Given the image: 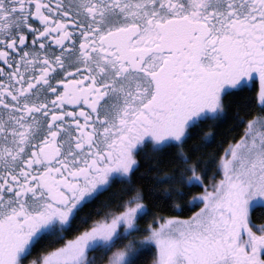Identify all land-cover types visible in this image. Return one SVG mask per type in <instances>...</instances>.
<instances>
[{
    "label": "snow or ice",
    "instance_id": "6c2138e0",
    "mask_svg": "<svg viewBox=\"0 0 264 264\" xmlns=\"http://www.w3.org/2000/svg\"><path fill=\"white\" fill-rule=\"evenodd\" d=\"M0 264H264V0H0Z\"/></svg>",
    "mask_w": 264,
    "mask_h": 264
},
{
    "label": "trees",
    "instance_id": "16d2710c",
    "mask_svg": "<svg viewBox=\"0 0 264 264\" xmlns=\"http://www.w3.org/2000/svg\"><path fill=\"white\" fill-rule=\"evenodd\" d=\"M232 126H233V112L232 110H229L227 114L223 117L222 121L220 122L219 127L216 129V133H217L216 141L209 148V151H213L217 148L221 140V137L226 136L228 131L232 129ZM195 210L196 209H191L189 211H185L184 213H181V218H186L187 216L191 215L192 211H195ZM165 214L167 215L169 213L166 212Z\"/></svg>",
    "mask_w": 264,
    "mask_h": 264
}]
</instances>
